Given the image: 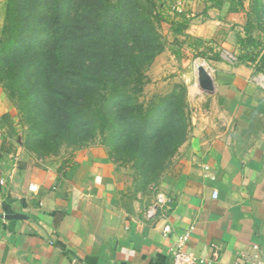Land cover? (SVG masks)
Listing matches in <instances>:
<instances>
[{
    "label": "crops",
    "instance_id": "obj_1",
    "mask_svg": "<svg viewBox=\"0 0 264 264\" xmlns=\"http://www.w3.org/2000/svg\"><path fill=\"white\" fill-rule=\"evenodd\" d=\"M234 57L208 59L211 108L195 110L149 198L102 146L61 162L23 156L0 84V264H172L188 233L204 264L264 261V74ZM159 193L171 203L149 218Z\"/></svg>",
    "mask_w": 264,
    "mask_h": 264
},
{
    "label": "rangeland",
    "instance_id": "obj_2",
    "mask_svg": "<svg viewBox=\"0 0 264 264\" xmlns=\"http://www.w3.org/2000/svg\"><path fill=\"white\" fill-rule=\"evenodd\" d=\"M153 1L169 14L174 15V11L185 13L192 16L193 21L186 35L178 37L171 33L165 23L157 24L159 40L153 52L158 53L160 45L164 46V50L155 56L152 63L150 51L145 55L146 47H142L149 41L144 40L147 36L141 38L143 30L139 27L136 33L132 30L130 38L135 47L143 50L141 63L132 64L130 58L110 59V62L121 63L122 88L130 96L128 103L121 106L116 114L122 112L123 118H126L132 110L133 117L138 119L154 116L152 126L147 131L139 121L140 125H135L134 131L129 133L133 137L127 141L128 133L120 130V127H113L104 135L91 124L81 126L78 132L70 128L74 119L60 111L56 103L45 98L48 84L44 70L50 54L42 26L35 28L29 25V6L19 7V0H0V84L12 105L16 118L13 140L23 156L45 163L61 162L81 150L102 146L133 189L137 187L143 190L146 198L158 191L172 160L156 158L151 164L149 161L145 163L131 149L139 144L140 151L150 156L155 148V139L160 138L169 122L172 124L166 130L168 136L159 146L168 141L173 142L170 146L178 143L183 129H174V133L171 130L174 123L183 125L174 114L179 108L185 113L187 138L195 110L206 113L211 108L210 100L203 102L205 94L199 86L198 65H204L213 74L209 58H233L239 55L237 37L245 35L249 20L255 25V34H259L264 41V0H246V9L238 13H230V3H226L222 9L206 10L204 0ZM141 2L144 3V0ZM145 26L149 30V26ZM188 37L192 40H188ZM137 74L143 75L144 86L137 82ZM84 92L89 93V90L84 89ZM59 97L56 100L63 103ZM164 104L168 107L162 110L161 105ZM166 112L171 115L167 117ZM124 121L122 124H127V119Z\"/></svg>",
    "mask_w": 264,
    "mask_h": 264
},
{
    "label": "trees",
    "instance_id": "obj_3",
    "mask_svg": "<svg viewBox=\"0 0 264 264\" xmlns=\"http://www.w3.org/2000/svg\"><path fill=\"white\" fill-rule=\"evenodd\" d=\"M204 2L206 10L222 9L226 3H230V13L246 9V0ZM20 6H29L30 20L26 17L29 25L32 24L35 28L42 26L49 44L47 49L50 55L44 70V78L48 84L45 98L56 103L60 111L74 119L70 126L73 131L78 132L81 126L91 124L104 135L111 128L120 127V130L128 133L126 135L129 141L133 137L129 133L134 131L135 125H140L139 121L144 131L152 126L153 115L142 120L133 117L132 110L129 115L126 114V118H123L122 112L116 114L121 106L128 103L130 96L122 88L121 63L110 62V59L130 58L132 64L141 63V58H144L143 50L135 47L130 38L132 30L136 33L139 27L143 30L141 38L147 36L144 40L149 41L142 47H146L145 55L150 51L152 63L155 56L164 50V46L160 45L158 53L153 52L157 49L155 43L159 40L157 24L165 23L175 37L185 36L193 21L192 16L176 11L171 15L153 0H144V3L141 0H19ZM146 24L149 30L144 28ZM244 33V36L240 34L237 37L240 52L237 58L240 62L255 64L257 70L264 74V41L259 34H255L252 20L246 23ZM188 40L192 38L188 37ZM137 77L139 85L144 86L143 75L137 74ZM84 89L89 90V93H85ZM57 97L64 104L56 100ZM168 100L171 101L170 98ZM161 106L162 110L168 107L167 104ZM166 113L167 117L171 115ZM174 114L176 120L183 123H174L171 130L174 133V129H183V136L178 143L170 146L173 142L168 141L159 146L168 136L166 130L172 124L169 122L160 138L155 139V148L150 156L140 151L139 144L131 152L150 164L156 158L172 159L187 135L184 111L179 108ZM126 119L127 124L123 125L122 122Z\"/></svg>",
    "mask_w": 264,
    "mask_h": 264
},
{
    "label": "built area",
    "instance_id": "obj_4",
    "mask_svg": "<svg viewBox=\"0 0 264 264\" xmlns=\"http://www.w3.org/2000/svg\"><path fill=\"white\" fill-rule=\"evenodd\" d=\"M30 191L36 192L37 187L31 186ZM170 203L171 200L169 197H167L162 193L157 194L154 205L148 211V217L154 218L157 215L158 210H163L168 208ZM189 238H190V233L181 237L178 246L176 248L171 249L172 264H204L206 262L203 258H198L195 254L185 250V245L188 242ZM215 256H217V254H215ZM71 264H86V263L80 259H74ZM251 264H264V261L256 257Z\"/></svg>",
    "mask_w": 264,
    "mask_h": 264
},
{
    "label": "water",
    "instance_id": "obj_5",
    "mask_svg": "<svg viewBox=\"0 0 264 264\" xmlns=\"http://www.w3.org/2000/svg\"><path fill=\"white\" fill-rule=\"evenodd\" d=\"M199 86L203 92L212 93L215 89V81L211 73L204 67L198 70Z\"/></svg>",
    "mask_w": 264,
    "mask_h": 264
},
{
    "label": "bare ground",
    "instance_id": "obj_6",
    "mask_svg": "<svg viewBox=\"0 0 264 264\" xmlns=\"http://www.w3.org/2000/svg\"><path fill=\"white\" fill-rule=\"evenodd\" d=\"M202 66H204V65L199 64V65H198V70H199V68L202 67ZM204 67H205V66H204ZM207 69H208V68H207ZM197 72H198V71H197ZM195 88H196V87H195Z\"/></svg>",
    "mask_w": 264,
    "mask_h": 264
}]
</instances>
